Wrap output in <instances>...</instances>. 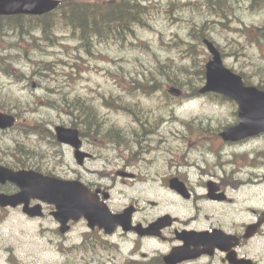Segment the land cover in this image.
<instances>
[{
	"label": "rangeland",
	"instance_id": "rangeland-1",
	"mask_svg": "<svg viewBox=\"0 0 264 264\" xmlns=\"http://www.w3.org/2000/svg\"><path fill=\"white\" fill-rule=\"evenodd\" d=\"M247 4L237 17L228 23H221L202 7L189 0H181L161 10L152 21V30L138 27L136 36H132L127 43H96L91 52L80 44L70 29L62 26L54 31L53 41L43 37L41 30L34 32L27 25L20 27L17 23L14 24L16 27H5L0 34V105L7 109L6 112L17 114L19 119L16 127L0 131V151L4 153V158L9 160L17 156L24 164L36 161L41 164L42 171L66 178L69 167L78 165L74 152L70 146L49 142V138H54L48 133L52 134L58 124L71 125L74 118L71 108L65 106L63 111H59L57 104L62 101L76 104L73 100L82 97L92 99L100 107L103 116L97 119L116 125L103 127L106 132L115 134L119 144L111 145L101 137L96 143L115 149L104 146L101 153L103 158L88 162V165L96 163L99 164L98 168H102L107 162L104 157L113 160L126 147L120 142L121 134L117 128L133 131L129 135V146L134 144V136L141 138L139 133L143 131L131 112H125L118 105H108L107 98L111 95L123 96L136 104L140 97L141 103L153 107L168 104L161 91L154 97L148 94L130 96L128 93L132 78L142 76V71L153 69L157 59L179 71L186 82L183 90L170 92L172 97L178 98L177 101H172L165 108L150 110L162 112L163 119L156 117L149 122L152 133L157 121H162L157 134L153 132L154 135H149V150L156 146L159 148L157 154L175 158L174 155L181 152V147L184 149L177 133L188 131L187 127L191 124H185V128H182L178 122L180 119L173 118L181 117V121L188 122L190 117H216L227 122L238 111L234 102L215 93H201L192 99L187 98L186 94L192 90L189 82L199 87L205 84V80H200L195 65L199 61L206 64L211 58L207 45L195 36V29L204 28L211 40L222 47L227 67L238 73L242 69L257 73V82H264V39L247 45L246 36L241 33L242 29L250 27L256 37L255 26L263 21L264 14L251 16ZM28 29L31 30L29 33L26 32ZM143 44L148 48L143 50ZM88 132L96 133V130ZM195 153L197 149H194L192 156ZM152 158L153 154H149L141 162L147 164V168H152L149 171L154 177L158 173L163 174L162 167L166 169V163L152 162ZM168 170L173 172L172 168ZM160 179L152 183H118L114 191L116 206L135 202V199L141 201L153 216L164 211H176L178 200L173 193L165 190ZM149 201L156 202V205ZM59 227L52 216L30 218L21 207L6 211H1L0 207V249L8 248L12 260L18 253L17 257L25 259V264H60L67 257H60L54 244L70 242L68 237L71 236L59 235ZM73 236L71 240L76 242L75 234ZM131 243L125 242L124 248L128 250ZM148 248L154 250L163 246L152 241ZM0 254V264H10L7 252L0 250Z\"/></svg>",
	"mask_w": 264,
	"mask_h": 264
},
{
	"label": "flooded vegetation",
	"instance_id": "flooded-vegetation-1",
	"mask_svg": "<svg viewBox=\"0 0 264 264\" xmlns=\"http://www.w3.org/2000/svg\"><path fill=\"white\" fill-rule=\"evenodd\" d=\"M188 119L178 121L182 128L189 123L191 126L177 133L184 149L181 147L175 155L171 150L175 158L157 154L158 147L149 150L147 145L155 133L145 125H141V138H136L127 158L119 153L102 168L96 163L88 165L103 158L102 151L87 139L83 141L85 161L69 167L66 178H61L65 183H84L96 194L93 198L97 204L86 210L91 218L85 214L68 221L70 242L54 244L59 256L67 257L60 264H264V132L226 140L223 131L239 124V115L227 122L216 117ZM6 130L0 127V131ZM194 149L197 153L192 156ZM149 154H153L152 162L166 163L163 174L154 177L149 171L152 168L141 162ZM21 161L17 156L7 160L0 151L1 194L21 190L8 178L6 169H24L18 166ZM174 177L183 182L179 190L170 186ZM159 178L165 190L176 196V211L153 216L135 199L116 206L114 191L118 183H152ZM39 203L47 216L57 209L55 204L30 200V204ZM10 208L1 207V211ZM120 214H125V222L110 233L107 225ZM162 217L166 220L161 228L148 229ZM73 234L76 242L71 240ZM128 241L132 243L126 250L123 244ZM152 241L163 248L149 249ZM0 250L7 252L10 264H25L18 253L12 260L8 248Z\"/></svg>",
	"mask_w": 264,
	"mask_h": 264
},
{
	"label": "trees",
	"instance_id": "trees-1",
	"mask_svg": "<svg viewBox=\"0 0 264 264\" xmlns=\"http://www.w3.org/2000/svg\"><path fill=\"white\" fill-rule=\"evenodd\" d=\"M178 1L181 0H62L58 9L41 16H0V34L5 27H16L14 24L18 23L20 27H24L25 25L29 26L34 32L41 30L43 37L53 41L54 31L64 27L68 30L70 29L72 34L78 37L80 44L91 52L96 43H127L131 40L130 38L132 36H136L138 27L152 30V21L157 18L161 10L169 5H176ZM189 1L205 9L221 23H228L237 17L238 13L241 12V8L247 3V8L251 16L264 14V0ZM13 21L16 22L13 23ZM255 28L257 29L256 37L253 36L250 27H245L241 30L242 35L246 36L245 43L247 45L259 43L261 39H264V19L255 26ZM30 31L29 29L26 30L28 33ZM194 32L195 36H197L201 42H203V39L206 37L212 39L210 34L205 32L204 28L195 29ZM217 46L222 51L223 55H225L222 47L219 44H217ZM141 48L144 50L148 47L143 44ZM156 61L157 64L153 69L142 71V76H135L132 78L131 89L128 93L129 95L148 94L154 97L157 92L161 91L163 92L162 95H165L164 101H167L168 104L158 107L147 106L141 103L140 97L137 98L138 102L136 104L127 101L123 96L111 95L106 99L108 105H118V107L125 112H131L134 120L139 122L140 125H145L148 129H151L149 125L151 120L163 116L162 112L154 113L150 110L156 108L162 109L167 107L172 101H177L178 98L172 97L170 92H175V89L181 91L186 85L179 71H176L174 68H171L170 64L159 59ZM195 68L200 80L204 81L205 64L199 61L195 65ZM239 73L243 75L247 83L257 82L255 79L257 73H253L246 69L240 70ZM188 84L191 86L192 90L186 94L187 98L192 99L201 94L198 84L196 85L190 82ZM165 85H167L169 89H165ZM258 85L264 89L263 81H260ZM217 96L225 98L220 95ZM84 100L85 98L76 97L73 100L76 104L62 101L57 104V109L63 111L65 106L72 109L74 118L71 124L73 127L79 128L83 136H90L89 133H92L96 138L102 137L108 141H118L114 133L106 132L103 127L104 125L116 127V125L113 124L114 122L109 124L107 121H103L99 118L97 119L98 116H103L100 107L95 105L92 99ZM158 123L159 121H157V125ZM93 129L96 130V133L88 132L89 130L93 131ZM116 130L121 134L119 137L121 144L127 148L129 146V135L133 133V131L126 132L123 127H119ZM152 130L154 132L155 128ZM48 135L52 136L51 133H48Z\"/></svg>",
	"mask_w": 264,
	"mask_h": 264
},
{
	"label": "water",
	"instance_id": "water-1",
	"mask_svg": "<svg viewBox=\"0 0 264 264\" xmlns=\"http://www.w3.org/2000/svg\"><path fill=\"white\" fill-rule=\"evenodd\" d=\"M59 4L60 0H0V14H44L56 9ZM205 43L212 54V58L206 64V84L201 91H215L224 94L236 100L239 104L241 121L238 125L226 129L223 132L224 138L238 140L243 136L264 131V90L257 86L246 85L241 75L224 65L221 52L216 45L209 39H205ZM13 123V117L0 113V125L8 126ZM56 129L60 140L71 143L77 148L81 146L78 130L62 126H58ZM77 153L81 154L80 152ZM36 175L42 176L40 174ZM14 178L17 179L15 176ZM39 180L42 183H35L33 193L52 202H57L60 209L56 213V218L61 220L63 224L69 218L66 216L68 211L72 214H82L84 209L93 204L92 200L87 197L86 193L88 191L84 190L80 183H53V178L43 177H40ZM172 182V187L180 189L178 184L180 182L177 178L173 179ZM18 184L23 187L22 193L28 194L24 199L26 200L24 210L33 216L42 215L39 206L29 207L27 201L31 193L23 183ZM20 200L17 201L16 196H0V202L4 205L8 203L15 205ZM120 217L124 223L125 219H122V216ZM161 220L154 223L152 228L159 227ZM63 231H66V228Z\"/></svg>",
	"mask_w": 264,
	"mask_h": 264
},
{
	"label": "bare ground",
	"instance_id": "bare-ground-1",
	"mask_svg": "<svg viewBox=\"0 0 264 264\" xmlns=\"http://www.w3.org/2000/svg\"><path fill=\"white\" fill-rule=\"evenodd\" d=\"M146 25V24H145ZM175 82V81H174ZM19 119V118H18ZM146 130V129H145ZM148 133V132H147ZM197 165V164H196Z\"/></svg>",
	"mask_w": 264,
	"mask_h": 264
}]
</instances>
